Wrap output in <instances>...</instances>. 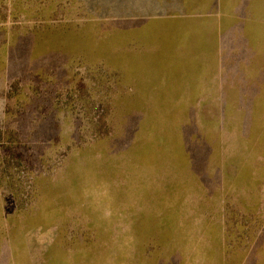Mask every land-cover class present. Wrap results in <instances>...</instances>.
I'll return each instance as SVG.
<instances>
[{
  "label": "rangeland",
  "instance_id": "1",
  "mask_svg": "<svg viewBox=\"0 0 264 264\" xmlns=\"http://www.w3.org/2000/svg\"><path fill=\"white\" fill-rule=\"evenodd\" d=\"M152 1L0 0V264H264V0L199 15L233 42L132 110L98 54L119 19L174 17Z\"/></svg>",
  "mask_w": 264,
  "mask_h": 264
},
{
  "label": "crops",
  "instance_id": "2",
  "mask_svg": "<svg viewBox=\"0 0 264 264\" xmlns=\"http://www.w3.org/2000/svg\"><path fill=\"white\" fill-rule=\"evenodd\" d=\"M144 2L149 0H143ZM152 1V0H150ZM219 0H178L177 8L173 0H154L155 5L163 7L168 10L171 9L174 17H145V18H122L114 24V29L117 30L115 35L110 39V43L102 44L100 48L102 51L106 49L99 57H110L112 49L111 66L115 77L122 80L120 85L128 87L131 90V96L134 97L129 109L144 110V104L141 94L148 92L139 91L135 86H139L140 79H150L155 81L157 79L165 80L167 84H172L177 80L178 86L184 88L185 85H195V80L199 78L196 76L201 65L198 60L200 54L205 53L210 56V60L215 56L219 44L225 43L228 46L233 42L231 37L227 38V34L234 32L235 24H228L221 20L219 24L211 28H204V22L196 23L195 20L199 15H208L217 12ZM116 6L123 7L125 10H130L133 13L153 14L150 10L151 5L142 3V0H117ZM217 8V9H216ZM216 9V11H214ZM158 12V11H157ZM204 30H212L218 34H211L212 37L207 38ZM225 35L226 40L223 41L222 36ZM129 43L136 47L130 49H117L122 47V44ZM217 60V59H216ZM209 61V62H211ZM180 64V70H176V65ZM264 72V71H263ZM164 84V83H163ZM165 92L155 94L157 96L164 95ZM186 94L193 102L194 106L200 103L201 97L194 92H178L176 98H179L183 107L188 110H195L193 106L185 104L182 97ZM136 101V102H135ZM202 104V103H201ZM199 105V104H198ZM182 107V109H183Z\"/></svg>",
  "mask_w": 264,
  "mask_h": 264
}]
</instances>
